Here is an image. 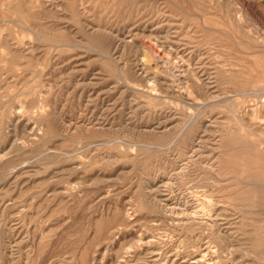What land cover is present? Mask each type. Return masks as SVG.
<instances>
[{"label":"rangeland","instance_id":"1","mask_svg":"<svg viewBox=\"0 0 264 264\" xmlns=\"http://www.w3.org/2000/svg\"><path fill=\"white\" fill-rule=\"evenodd\" d=\"M15 1L0 264H264V0Z\"/></svg>","mask_w":264,"mask_h":264},{"label":"bare ground","instance_id":"2","mask_svg":"<svg viewBox=\"0 0 264 264\" xmlns=\"http://www.w3.org/2000/svg\"><path fill=\"white\" fill-rule=\"evenodd\" d=\"M16 1H17V0H16ZM16 1H15V2H16ZM202 1H203V0H202ZM1 2H2V1H1ZM8 2H9V1H8ZM76 2H77V1H76ZM88 3H89V2H88ZM211 4H212V2H211ZM60 5H61V4H60ZM44 6H45V5H44ZM19 7H20V6H19ZM211 8H212V7H211ZM208 12H209V11H208ZM18 21H19V20H18ZM14 22H15V21H14ZM16 25H17V24H16ZM214 26H215V25H214ZM190 38H191V37H190ZM6 41H7V40H6ZM162 45H163V44H162ZM71 48H72V47H71ZM169 48H170V47H169ZM9 49H10V48H9ZM58 50H59V49H58ZM148 50H149V49H148ZM150 51H151V52H150V53H151L150 55L154 56L155 53H156L155 50L153 51V49H152V50L150 49ZM177 51H178V50H177ZM147 55H148V54H147ZM155 57H156V56H155ZM149 58H150V56H149ZM151 58H153V57H151ZM9 59H10V58H9ZM152 62H153V61H152ZM259 69H260V68H259ZM239 72H240V71H239ZM253 73H254V72H253ZM254 74H255V73H254ZM166 75H167V74H166ZM163 76H164V75H163ZM172 77H174V76L171 75V73H170V74H168L165 78H166V79H170V78H172ZM193 77L195 78V77H197V76L194 75ZM195 79H196V78H195ZM196 81H198V80L196 79ZM194 82H195V81H194ZM180 83H181V82H180ZM197 83H198V82H197ZM246 83H247V82H246ZM248 83H249V81H248ZM194 86H196V85L194 84ZM201 86H203V85H201ZM183 87H184V86H183ZM196 87H198V86H196ZM203 87H204V86H203ZM187 88H188V90H189V87H188V86H187ZM258 88H259V87H258ZM195 89H196V88H195ZM204 89H205V88H203V90H204ZM227 89H228V88H227ZM185 90H186V89H185ZM206 90H207V89H206ZM206 90H205V91H206ZM261 90H262V89H261ZM249 91H250V90H249ZM189 92H191V89H190ZM247 92H248V91H247ZM253 92H254V94L256 93L255 91H253ZM204 93H205V92H204ZM207 93H208V91H207ZM207 93H206V95H208ZM209 93H210V92H209ZM242 93H244V92H242ZM251 93H252V92H251ZM257 93H258V92H257ZM257 93H256V94H257ZM260 93H261V92H260ZM34 94H35V93H34ZM197 94H198V93H197ZM202 94H203V93H202ZM214 94H215V93H214ZM244 94H246V93H244ZM248 94H249V93H248ZM191 95H193V94L191 93ZM246 95H247V94H246ZM249 95H250V94H249ZM33 96H35V95H33ZM194 96H195V94H194ZM194 96H193V97H194ZM209 96H212V95L210 94ZM35 97H36V96H35ZM201 97H202V96H201ZM252 97H253V96H252ZM208 98H209V97H208ZM212 98H214L213 96L211 97V100H214V99H212ZM221 98H222V97H221ZM196 99H198V98H196ZM218 99H219V98H218ZM218 99H217V97H216V101H217ZM36 100H37V99H36ZM204 100H205V98H204ZM220 100H221V99H220ZM206 101H207V100H206ZM209 101H210V100H209ZM213 102H215V101H213ZM207 103H208V102H207ZM209 104H210V102H209ZM40 106H41V105H40ZM10 107H11V106H10ZM38 108H39V106H38ZM17 110H18V109H17ZM39 110H41V109H39ZM42 110H43V109H42ZM0 111H1V110H0ZM5 111H6V110H5ZM13 111H14V110H13ZM43 111H44V110H43ZM201 111H202V110H201ZM205 113H206V112H205ZM199 114H200V113H199ZM203 114H204V113H203ZM199 116H200V115H199ZM199 116H198V117H199ZM203 116H204V115H203ZM196 118H197V117H196ZM5 119H6V117H5ZM190 119H191V118H190ZM262 131H263V130H262ZM255 134H256V133H255ZM178 138H179V137H178ZM181 139H182V137H181ZM234 139H235V138H234ZM193 143H194V142H193ZM263 143H264V141H263ZM234 144H235V143H234ZM22 145H23V144H22ZM194 145H195V144H194ZM237 145H238V144H237ZM193 147H194V146H193ZM195 147H196V146H195ZM235 148H237V147H235ZM193 149H194V148H193ZM145 150H146V149H145ZM190 150H191V149H190ZM236 150H237V149H236ZM140 151H141V150H140ZM224 152H225V151H224ZM228 152H229V151H228ZM233 152H234V151H233ZM185 153L187 154V152H185ZM220 153H222V152H220ZM0 156H1V155H0ZM202 157H203V156H202ZM227 157H228V156H227ZM231 158H232V157H231ZM216 160H217V159H216ZM241 160H242V159H241ZM243 160H244V159H243ZM243 160H242V161H243ZM220 161H221V160H220ZM236 161H237V160H236ZM243 162H245V160H244ZM213 164H214V163H213ZM241 164H243V163H240V165H241ZM244 164H245V163H244ZM212 166H213V165H212ZM212 166H211V167H212ZM165 167H166V166H165ZM226 167H227V166H226ZM240 167L242 168V166H240ZM214 168H216V167H214ZM214 168H213V169L209 168V169L216 171L217 168H216V169H214ZM243 168H244V167H243ZM243 168H242V169H243ZM245 168H246V167H245ZM222 170H223V168H222ZM217 171H218V170H217ZM211 172H212V171H211ZM215 173H216V172H215ZM239 174H240V173H239ZM241 176H242V175H241ZM233 177H234V176H233ZM242 177H243V176H242ZM230 178H231V177H230ZM240 178H241V177H240ZM243 178H244V177H243ZM243 178H242V179H243ZM243 180H244V179H243ZM243 180H242V181H243ZM224 181H225V180H224ZM238 181H239V180H238ZM242 181H241V183H245V182H246V180H245V182H242ZM249 181H250V180H249ZM180 182H181V181H180ZM182 182H183V179H182ZM214 182H215V181H214ZM252 182H253V181H252ZM215 183H216V182H215ZM248 183H249V182H247V184H248ZM211 184H212V183H211ZM211 184H210V185H211ZM245 184H246V183H245ZM170 185H172V184H170ZM170 185H168V186H170ZM183 185H184V184H183ZM248 185H249V184H248ZM262 185H263V184H262ZM262 185H260V186H262ZM228 186H229V185H228ZM170 187H171V186H170ZM233 187H234V186H233ZM263 188H264V187H263ZM169 189H170V188H169ZM217 189H218V188H217ZM221 189H222V188H221ZM255 189H256V187H255ZM258 189H259V188H258ZM258 189H256V190H258ZM210 190H213V187H212V189H210ZM236 190H237V189H236ZM213 191H215V190H213ZM222 191H223V190H222ZM226 192H227V191H226ZM205 193H206V192H204V194H205ZM237 193H238V192H237ZM239 193H240V192H239ZM204 194H203V195H204ZM206 195H208V192L206 193ZM213 195H214V194H213ZM238 195H239V194H238ZM240 195H241V194H240ZM229 196H230V195H229ZM234 196H235V195H234ZM203 197H204V196H203ZM206 197H207V196H206ZM226 197H227V196H226ZM218 198H220V197H218ZM221 198H222V197H221ZM237 198H238V196H237ZM239 198H240V197H239ZM206 199H207V198H206ZM212 200H213V199H212ZM214 200H215V199H214ZM204 201H205V200H204ZM208 201H210V199H209ZM208 201H205V202H208ZM211 203H212V202H211ZM211 203H210V205L213 206V205H214V204H213L214 202L212 203L213 205H212ZM215 203H216V202H215ZM208 205H209V203H208ZM214 206H215V205H214ZM214 208H215V207H212V209H214ZM209 209H211V208H209ZM215 209H216V208H215ZM215 209H214V210H215ZM213 212H214V211H213ZM210 213H211V212H210ZM214 215H215V214H214ZM215 216H216V215H215ZM249 221H250V220H249ZM231 222H232V221H231ZM234 225H235V224H234ZM184 226H185V225H184ZM212 230H213V229H212ZM224 232H225V231H224ZM223 234H224V233H223ZM214 238H215V237H214ZM214 238H213L212 241H214ZM230 239H231V238H230ZM236 243H237V242H236ZM226 246H227V245H226ZM232 248H233V247H232ZM233 250H234V248H233ZM201 261H202V260H201ZM219 263H220V262H219ZM196 264H197V263H196ZM198 264H201V263L199 262Z\"/></svg>","mask_w":264,"mask_h":264}]
</instances>
